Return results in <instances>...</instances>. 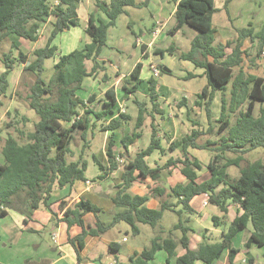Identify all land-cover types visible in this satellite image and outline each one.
Instances as JSON below:
<instances>
[{"label": "trees", "instance_id": "trees-1", "mask_svg": "<svg viewBox=\"0 0 264 264\" xmlns=\"http://www.w3.org/2000/svg\"><path fill=\"white\" fill-rule=\"evenodd\" d=\"M82 1L0 0V46L11 35L37 42L42 26L53 18V29L48 42L45 47L33 52V61L28 60L22 51H19L17 57L4 55L5 71L0 76V94L6 95L9 89V78L15 70V63H25V69L37 76L30 89L28 101L30 109L38 115L39 120L34 124L32 132H21V136L25 135L27 139L25 143H20L13 135H8L5 140L2 148L3 163H0V218L8 214V209L25 214L27 210L48 208V201L55 191L62 190L76 181L87 180L89 162L83 155L74 161L68 158L72 154L71 143L75 139L76 131L82 132L85 150L90 145L89 131L98 127L96 122H101L99 126L103 132L112 134L121 127L124 120L130 119L129 115L120 114L118 118H111L106 124V119L115 115L113 107L118 100L114 90L106 91L107 101L101 111H95L87 105V102H92L93 96L89 101H84L79 97L78 91L82 89L86 77H93L98 73L100 67L97 60L107 46L109 29L127 12L126 8L137 7L136 0H98L99 13L91 14L86 28L91 42L80 50L59 56V49L53 42L63 32L79 26L78 10ZM230 1H226L225 7ZM217 12L215 0H181L175 13L176 24L172 29L175 34L188 26L197 32L191 43V50L182 52L179 58L193 62L205 70L208 86L199 93L195 104L205 109L208 127L203 130L201 123L193 120L192 131L169 146L170 151L181 148V156L170 158L164 164L157 162L154 166H151L147 159L157 151L164 156L166 149L153 121L149 145L137 152L133 158H125L123 153L117 156L113 150L115 140L110 136L106 154L109 172L118 170L119 159H122L123 164L121 182L116 186L117 192L112 197L115 207L122 211L114 215L109 225L100 219L99 214L103 210L84 198L64 212L62 220L69 227L78 225L82 228V233L69 241L76 247L78 261L81 260L79 250L84 249L88 236L104 235L121 222L129 225L134 235L141 233L140 225L156 229L166 211H173L181 217L194 214L191 201L202 194H207L209 203L223 213L221 217L212 218L215 227L224 223L230 205H236L243 211L230 223L228 230L222 232L220 242H209L208 231L205 230L202 232L199 248L193 250L190 248L189 234L195 231L183 222H178L174 225L175 230L180 229L182 232L178 240L170 236H156L150 248L145 249L139 257H131L129 264H152L159 249L167 252L168 261L175 257L177 264H213L221 258L223 252L228 251L229 264H234L240 250L234 247L233 240L249 225L252 230L245 248L248 250L253 245L261 248L264 260V162L258 160L242 168L240 176L236 179H232L229 174V168L232 166L241 167L244 154L264 148V77L248 74L242 68L244 59L250 57L249 51L243 49L245 41L250 42L253 47L259 43L258 57L264 52V24L259 31L251 24L249 28L236 29L237 39L222 44L217 42L218 30L213 25V17ZM228 50L231 53L228 54ZM168 52L173 53L174 49ZM55 58L58 59L54 64L55 76L46 81L43 78L45 61ZM87 61L93 62L91 71L86 67ZM142 67L141 62L135 66L130 75L133 83L128 82L131 86L124 84L122 87L124 94H137L142 83ZM236 67H239L237 72L234 70ZM157 68L162 73L169 71L160 64ZM188 76L189 79L194 77ZM147 84L151 106L149 108L147 103L137 99L139 112L135 129L121 138L124 150H128L142 138L147 115H150L152 120L153 115L165 118V111L161 109L157 77H151ZM218 92L223 96L220 117L216 120L219 122L217 128L212 120L211 106ZM258 103L260 109L259 115L256 116ZM184 105L185 101L182 100L180 106ZM2 106L0 101V108ZM92 115L96 119L93 122L90 120ZM21 120L29 122L28 117L24 115ZM65 124H70V127ZM204 135L211 137L201 143V137ZM189 149L207 150L214 155L208 164L210 177L201 183H198L197 179L203 165L189 154ZM229 154L235 157L230 158ZM95 162L102 174L93 181L104 180L108 171L97 159ZM172 168L180 169L186 179L185 183H178L168 191L155 184L149 186L150 192L145 195L133 194L130 191L137 180L150 179L158 182L162 173ZM154 197L166 199L161 200L158 208H149L148 203ZM170 198L177 199V202L174 203ZM178 207L181 208L176 209ZM88 214H93L97 220L94 227L87 225L84 220ZM189 218L186 223L190 222ZM115 245L118 244L112 243L110 248L113 252H118L119 250L114 249ZM179 246L186 251L181 256L177 253ZM254 263L255 258H252L250 264Z\"/></svg>", "mask_w": 264, "mask_h": 264}, {"label": "crops", "instance_id": "crops-1", "mask_svg": "<svg viewBox=\"0 0 264 264\" xmlns=\"http://www.w3.org/2000/svg\"><path fill=\"white\" fill-rule=\"evenodd\" d=\"M101 1H105V0H101ZM180 1L181 0H136L137 7L126 8L127 12L121 15L118 18L116 25L111 27L108 31L107 46L103 49L100 57L97 60V63L100 67L98 73H96L93 77H86L83 81L82 89L78 91V95L84 101H86L80 95V91L84 90L85 88H88V89L91 88L92 89L91 94H97V99L92 102H87V105L90 108L94 109L95 111H101L104 108L103 107L104 102L107 101V98L105 97L106 91L109 89L114 90V92L116 93L117 100H118L117 104L113 107L115 111V115L107 118L106 124L109 123L111 118H118L120 114L129 115V118H130L129 121L124 120L122 122L121 127L118 130H116L112 134L110 132H104L105 141L103 142V146H102V156L105 159H107L106 154L108 151L109 142H110L111 137H113L115 140V146L113 150L117 156L118 154L123 153L125 158H133L137 152L146 148L150 143V137H151V132H152V128H151L152 121L156 125V129L159 132V137L162 139L163 146L166 149V153L163 156L157 151L154 153L152 157L148 158L147 161L151 166H154L155 163L157 162L161 163L162 158H168V159L173 158L169 156L171 153V151L169 150L170 144L175 141L181 140L183 137L187 135L185 134L184 136L180 138L177 137V133L179 131V124H181L182 126H185L186 124L183 123V121L179 117L177 119H171L167 117L168 110L166 106H168L174 100V98L180 97V100L178 101L180 111L185 110L184 112L190 115L192 112V105L194 103V106H196L195 102L198 100V95L202 91H197L193 94H188V93H185L184 91L182 92V96L181 94L175 95L171 91V89L160 84V82L158 81L159 98L162 101L161 109L165 111V118L163 119L161 115H153V120H152V117L150 115H147L145 122H144V127H143L144 130H142L144 133L142 138L137 140L128 150H124L121 144V138L131 133L132 131H134L136 122H137L138 112H139V109L137 108L138 106L137 98H134L133 95L124 94L122 91V87L124 84L131 86L130 84H128V82H132L130 75L133 69L135 68V66L139 62L143 64L142 71H141L142 83L139 86L137 94L145 97V99L142 101L147 103L148 107L150 108L151 105L148 99L147 82L151 77H155L153 74V70L151 69V66L153 64L156 66L160 64V65L165 66V68L169 70L167 73H162L160 72V70H158L159 76L157 77V80L158 78H161V76L164 74L172 76L173 75L172 70L169 69L167 65H164L161 62L164 59L163 52L171 51L174 49L173 53H170V52L169 53L171 55L173 54L179 57V55L183 52L182 46L183 45L187 46L189 42L192 43L193 39L197 35L196 34L197 32L193 33L192 31H188V32L183 31L186 27L182 28L179 32L175 34L172 33V29L176 24L175 13H176V10L178 8V4ZM216 1L220 2L221 7L218 8L216 5L215 7L218 10V12H222V13H220L221 15L216 25H215V19H216V15L218 12L214 15L213 25L218 30L217 38L220 36V39L217 40V42L219 41V43L225 44L227 41L236 40L238 37L236 29H240L238 28L237 23H236V19L238 18V16L236 17V19H235L234 14L232 16V7H233L232 4L235 0H231L227 4V7H225V3L228 0H215V4H216ZM97 2L98 0H86V1L83 0L82 1L79 7V10H78L79 26L72 27L71 29L80 27L83 23H85L88 26L89 17L91 16V14L99 13ZM143 10L146 11L145 17L149 18L151 27L147 30V34L140 32V34L137 35V33L134 31V25H135V21L143 19V15L139 13V12H142ZM82 20H83V23H81ZM49 22H51L52 24L51 26L53 29V18L51 17L49 21L42 26L41 30ZM87 26L85 27V33H86ZM118 28H121L122 30H124L125 35L118 37V43L115 45L112 42H110V37H111L110 35L112 32H115ZM71 29L69 31L63 32L62 34H65L66 32H70ZM41 30H40L39 40L41 39V36H43V33ZM222 31H224L226 35H221ZM179 35H182V37L183 36L186 37V40L184 41V38H182L181 41H178L179 42L178 44H168L169 37L177 39ZM162 36H165L161 40V42H165L163 48H161L158 45V41L161 39ZM9 38H12V41L16 43V41L20 40L21 37H18L16 35H11ZM89 39L90 40H86L84 46L91 42L90 37ZM37 42H32V43H37ZM84 46H82V48ZM129 47L140 48L141 50V54L139 56L136 53L134 54V57H136V62L131 66L130 69L125 68L122 62V58H123L122 56L125 54V51H127ZM17 48L20 51H22L19 46H17ZM36 49L38 48H32L33 52ZM23 53L26 54L27 52H23ZM229 53H231L230 50H228V54ZM61 55H62V52L59 51V56ZM159 57H161V59H159ZM144 61H146L147 63L145 64ZM185 62L191 63L193 67H189L190 65L189 66L187 65L188 70L186 72L185 71L183 72V76L180 79L186 80V81L194 80V79H202L205 81L204 88L208 86V79L206 77L205 70L203 68L197 67L193 62H190V61H185ZM245 62L248 63L247 59H244V62L242 64V68L244 69L246 73L264 77L260 74L246 71V69H255V68L250 66L249 63L248 65H245ZM257 62H260V61H257ZM86 67L88 71H91L93 67V62L87 61ZM108 68H112V69H108ZM146 68L149 71V73L148 75L144 76L143 73ZM234 70L235 72H237L239 70V67L234 68ZM188 75H193L194 77L189 79ZM95 89H99L100 91H103L102 94L99 95V93L95 91ZM120 94H123L122 98H120ZM191 98L193 100H191ZM182 100L185 101V105L181 107L180 102ZM127 102H131L132 104L136 106L137 109H136L135 114L132 113L131 111L128 112L129 107H127ZM97 103L99 104L98 109L94 108L95 104ZM90 120L91 122H93L96 119L92 115L90 116ZM189 121L192 122L193 124V120L189 119ZM96 124H98L97 129L91 132L93 136L97 134L96 131L103 132L99 126L100 122H96ZM201 125H202V129L204 130L206 126H204L205 121H203V119H202ZM192 129H193V126H192ZM192 129L190 130V132L192 131ZM203 142L204 141H201V143ZM136 143L139 145L136 146ZM176 151L180 152L181 148H179ZM188 152L190 154V149L188 150ZM193 157L197 158L202 163V161L197 156H193ZM95 159L96 157L93 155V162L96 164ZM74 160L75 159H72L70 161H74ZM98 161L103 166H105V170L108 171V174L104 180L97 181V182L93 181V179L97 178L99 175L102 174V171L99 168L100 172L97 173L95 177L92 178L86 175V178H87L86 181H76L73 184L66 185L62 190L55 191L54 195L48 201V208L41 207L37 210H27L25 214H21L20 211L14 210L16 211L14 213L19 214L18 224L15 226L14 231H16V233L18 232L19 234H23V233L28 234V236H26L25 239L22 242H20V243H24L23 246L21 247L19 246L20 243L17 245H14L12 240L7 238V236H4L3 241H5V244L3 245L7 248L12 249L14 253V257H15V254L19 255V261L17 264H63V263H66V264H105L103 262L104 260L102 259V255L97 256L96 253L93 255V252L98 250V245L102 242L107 243L112 253L113 251L111 250L110 245L112 243L118 244L114 246L115 250L117 251L119 250L118 252H114L116 261H113L110 264H128L129 259L131 257H135V256L139 257L141 256V254L143 253L145 249L150 248V245L143 247V248L141 247L126 248L124 245V243L128 242L126 237L123 238L122 242H119V241L117 242L114 240L113 241L105 240L103 237L105 234L101 236H88L85 239L84 249L79 250L81 260L78 261L76 247H73L69 241L70 239H73L77 237L78 235H80L82 233V228L79 227L78 225H73L72 227H69L68 224L62 220L64 217V212L69 208H73L74 204L79 202L82 198L89 200V201H90V198H92L93 201L96 203V205L103 210V212L99 214L100 219L103 223L105 222L102 220V216L109 215L112 221L114 215L122 211V209L116 208L112 201V197L115 196L117 192L116 186H118L121 182L122 169H120L121 167L119 166L118 170L111 173L108 170L109 164L107 161L105 162H102L101 160H98ZM164 163H161V164H164ZM88 169H89V166H88ZM174 169L176 170L172 173L171 177H168L166 186L161 184L162 178L158 182H153L150 179H139L134 183L133 191L135 192V194L145 195L150 192L149 186H155V184H158L161 187L166 188L168 191L171 187L175 186L178 183H185L186 179L181 174L179 168H172L168 171H172ZM202 171L203 169L198 172V179H197L198 183H201L210 177L209 175V177H207L206 179L201 180L199 173ZM164 172L162 173V177H163ZM102 196H105L106 198H108L105 205L102 203V200H101ZM198 198H201V201H199L196 204L195 201ZM163 199H166V197L165 198H159V197L152 198L150 202L148 203L149 208H153V209L158 208L160 206L161 200ZM170 200H172L174 203L177 202V199L175 198H170ZM205 202H208L209 204V197L207 194L196 196L191 201V207L194 209L195 213L201 212L204 207L208 206V205H204ZM180 208L181 207H178L176 209H180ZM7 212L8 214L4 217H1L0 220L6 219L7 217L11 215L9 211ZM242 212L243 211L240 209V207L236 205H230L229 212L227 214V218L225 219L224 223L226 222V220H228V218H229L228 222L231 223L237 216L241 215ZM193 215L195 214L188 215V217L193 216ZM222 215L223 213L220 211V215L214 214L212 218L215 216L221 217ZM203 217L204 219L206 218L209 219V217L211 216L207 213H204ZM84 220L87 225H90L92 227L95 226L96 221H97L93 214L86 215L84 217ZM89 220H91L92 223H90ZM111 221L109 223H111ZM106 225H109V224H106ZM46 229H50L49 231L51 233V238H52V241L54 242L53 245L47 244L44 241L43 237L40 236L42 231H45ZM251 230H252V227H251ZM1 232L2 231L0 229V233ZM213 233L214 231L210 229L209 234H211L212 236ZM249 233H250L249 234V237H250L251 231ZM55 236L56 238L54 239ZM248 239L246 240V242L248 241ZM246 242L244 243V247H245ZM0 244H1V240H0ZM199 246L200 245L198 246H196V244L194 245V241L190 238V248L191 249L197 250ZM253 248H257L261 250V248H258L255 245H253L248 250L245 248L246 249L245 254L250 255V251ZM162 252H165L166 254ZM185 252L186 251L184 250L183 252L178 253V255L181 256ZM121 253L124 254L126 261L119 260V258L116 256ZM160 254L166 258V260L162 264H177L175 257L171 258L170 261H168V254L164 249H159L157 251L152 264H156L157 256ZM223 255H224V252L222 256ZM227 258H228V253H227ZM252 258L253 257L248 256L249 261ZM13 261H14V258H13ZM0 263L10 264L6 260H2V262Z\"/></svg>", "mask_w": 264, "mask_h": 264}, {"label": "rangeland", "instance_id": "rangeland-1", "mask_svg": "<svg viewBox=\"0 0 264 264\" xmlns=\"http://www.w3.org/2000/svg\"><path fill=\"white\" fill-rule=\"evenodd\" d=\"M86 1V0H85ZM218 8L220 6V2L216 1L215 4ZM232 7V16L234 14L236 23L238 28H249L250 24L252 27H254L257 31H259L264 24V0H235L233 2ZM141 15H143L142 20L135 21L134 25V31L137 33V35L140 34V32H143L147 34V30L151 27L150 26V20L149 18L145 17L146 11L143 10L142 12H139ZM220 13L218 12L215 19V25L217 24L218 19L220 18ZM83 23V20L82 22ZM51 22H49L46 26L43 27L41 30L43 33V36H41V39L37 43L29 42L23 38H20V40H17L16 43L12 41V38L7 39L1 46H0V76L2 73H4L5 68L3 65V60L5 59L4 55L9 54L11 56H18L19 49L16 48L17 46L20 47V49L23 52H27L26 55L28 57V60L33 61L35 59L33 55L32 48H42L45 47L50 32L52 29ZM87 25L83 23L80 27H77L75 29H71L70 32H66L65 34L59 35L53 42V45L57 46L59 51L62 52V55L69 54L71 51L79 50L84 46L86 40H90L88 35L85 33V27ZM236 26V25H235ZM223 30V29H222ZM185 32L192 31L193 33H196V31L188 26L183 30ZM197 34V33H196ZM125 35V31L121 28H118L115 32L111 33L110 42L113 44L118 43V37ZM221 35H226L224 31L221 32ZM165 36H162L161 39L158 41V45L163 48L165 42H161V40ZM147 38V37H146ZM182 38H184V41L186 40V37H182V35H179L177 39L169 37L168 44H178V41H181ZM227 38V37H226ZM220 39V36L217 38V40ZM219 42V41H218ZM17 44V45H16ZM167 44V43H166ZM259 43L255 44V47L251 45L250 42L245 41L243 49L249 51L250 57L245 58L247 59V62L250 66L254 67L255 69H246V71L253 72L260 74L264 76V53L258 57L257 53L259 51ZM182 51L187 52L191 49V42L188 43L187 46H182ZM264 50V45H263ZM138 54V56L141 54L140 48H132L129 47L127 51H125V54L122 56V62L123 66L125 68H131V66L136 62V57H134V54ZM164 59L161 61L162 64L167 65L169 69L172 70L173 75H162L161 78H158V81L160 84L168 87L171 89V91L176 94H181L185 91V93L193 94L197 91H202L204 88L205 81L202 79H194V80H182L180 79L183 76V72L187 71V65L189 67H193L191 63L185 62L183 60H180V58L176 55H171L168 51L164 52ZM175 54V53H174ZM256 56V57H255ZM161 59V57H159ZM58 59H48L45 61L44 66V73L43 78L48 81L51 78H54L55 76V69L54 64ZM260 61V62H257ZM262 61V62H261ZM146 64L147 62L144 61ZM248 63L245 62V65H248ZM117 64V63H115ZM244 65V67H245ZM26 64L25 63H15V70L12 72L9 78L10 86L6 93V95L0 94V101H2L3 106L0 108V163L3 162V156H2V148L5 144V140L8 135L15 136L20 143L26 142L25 135L21 136V132H24L25 134L30 133L34 130V124L39 120L38 115L30 109L29 107V101L28 96L30 95V89L34 85L35 81L37 80V76L25 69ZM112 69V68H108ZM149 71L147 68L144 70V76L148 75ZM99 93V95L102 94L103 91H100L99 89H95ZM92 89L85 88L84 90L80 91V95L86 100L90 97H94L92 101H95L97 99V94H91ZM98 95V96H99ZM134 98L139 99L140 101L144 100L145 97L142 95L135 94L133 95ZM223 94L221 92H218L215 100L211 106L212 109V120L213 123L216 124V127H219V122H216V120L219 119L220 113H221V101H222ZM80 97V96H79ZM106 97V96H105ZM123 97V94H120V98ZM179 98H174V100L166 106L168 110L167 117L171 119H177L178 117L185 123V126H182L179 124V131L177 133V137L180 138L184 136L185 134H188L190 130L192 129V122L189 121V119L194 121H199L200 123L205 121L206 128L208 127V121L205 113L204 108H199L194 106V103L192 105V112L188 116L187 113L183 111H180L178 101ZM191 100H193L191 98ZM98 103L95 104L94 108L98 109ZM125 106V105H124ZM127 107H129L128 112L136 113V106L132 104L131 102H127ZM246 108V104L243 107ZM259 109L260 104H257L255 115H259ZM84 114V113H83ZM21 115H25L28 117L29 122H23L21 120ZM101 123V122H100ZM66 127H70V124H65ZM216 128V130H217ZM144 130V128H143ZM205 130V129H204ZM92 130L88 133V140L90 141V145L88 148L83 150L84 146V140L81 138L80 131H76L75 139L71 143V149L72 154L70 155L69 160L75 159L77 160L80 156L83 155V158L89 162V169L86 173L89 177H95L97 173L100 172L99 167L93 162V155L96 157V159L101 160L102 162L107 161L102 156V146L104 140V132H97L95 136L92 135ZM208 137H211L210 135L203 136L201 138V141H206ZM139 143V142H138ZM139 145L136 143V146ZM84 152H83V151ZM190 154L193 156H197L203 163V171L199 173L201 180L206 179L209 177L210 173L208 170V164L213 158V153L208 152L206 150H198V149H190ZM170 157H178L181 156V153L179 151H171ZM228 157L233 158L235 155L229 154ZM244 161L241 164V167L232 166L229 168V174L232 179H236L240 176V170L242 168H245L251 163H254L258 160H261L264 162V148H258L250 153H246L243 155ZM168 158H162L161 163H164L167 161ZM104 160V161H103ZM120 165V169H122V159H119L118 161ZM109 170V167H108ZM176 169L172 171H165L163 174V177L161 179V184L166 186V182L168 177L172 176V173ZM175 182V181H174ZM133 188L130 190L133 194L135 192L133 191ZM95 192V191H94ZM108 198L105 196L101 197L102 203L105 205ZM199 201H201V198H198L195 203L197 204ZM90 202L96 205V203L93 201L92 198H90ZM10 212V216L6 219L0 220V262L2 260H6L10 264H17L19 261V255L15 254L12 251V249L5 247L3 244H5L4 236H7L10 240H12L14 245L19 244L22 242L28 234H19L18 232L14 231L15 226L18 224V218L19 214L14 213L16 211L12 209H8ZM198 213V214H196ZM195 215L189 216L190 222L186 223V219H188V215H184V217H181L180 215L176 214L173 211H166L163 215V219L161 220L159 226L156 229H152L150 226L147 225H140L141 233L139 235H134L131 231V228L129 225H127L124 222L119 223L114 228L109 230L103 237L107 241H119L122 242L123 238L126 237L128 242L124 243L126 248L131 247H146L151 245L152 240L156 236H161L162 238L172 237L173 239L178 240L182 236V232L180 229L175 230L174 225L178 222H183L186 224V226H190L193 228L194 232H190L189 237L194 241V245L196 246L200 245L202 242V232L207 230L209 234V230H213L214 233L211 236V234L208 235V241L209 242H220L222 240V232L228 230L230 226L229 218L226 220L225 223H223L219 227H215L212 216L214 214L220 215V210L218 207H215L212 204H208V206L204 207L201 212H196ZM207 213L211 217L204 219L203 214ZM192 217V218H191ZM102 220L106 224H111V218L109 215L102 216ZM90 223L91 220H89ZM111 221V223H109ZM50 229H46L45 231H42L40 236L43 237L44 241L49 244L53 245L54 242L51 238V233L49 231ZM251 231V225H249V228L244 230L243 232L239 233L234 241L233 245L235 248L239 249L240 252L237 254L234 264H250V261L248 259V256H251L255 258L254 264H263L264 260L262 258L263 250H259L257 248H253L250 251V255L245 254L246 249L244 247V243L249 237V232ZM24 243H20L19 246H23ZM183 248L181 246L178 247L177 253L183 252ZM96 253V255H102L103 262L105 264H110L113 261H116L115 259V253L111 252L107 243L102 242L98 245V250L93 252V255ZM166 254L165 252H162ZM227 253L228 251L224 252V255L216 260L213 264H229V261L227 260ZM92 254V253H91ZM119 260H125L124 254L116 255ZM14 258V261H13ZM166 260L165 257H163L161 254L157 256L156 264H162ZM175 262V261H174ZM4 263V262H3ZM66 264V263H63ZM129 264V263H128ZM197 264H202L201 262H198Z\"/></svg>", "mask_w": 264, "mask_h": 264}, {"label": "built area", "instance_id": "built-area-1", "mask_svg": "<svg viewBox=\"0 0 264 264\" xmlns=\"http://www.w3.org/2000/svg\"><path fill=\"white\" fill-rule=\"evenodd\" d=\"M156 34V33H155ZM264 53V52H263ZM264 55V54H263ZM151 69L153 70V74H154V76L155 77H158L159 76V71H158V68H157V66L156 65H152L151 66ZM204 205H208V202H205L204 203ZM2 209V208H1ZM56 238V236L54 237V239ZM125 241H126V239H125Z\"/></svg>", "mask_w": 264, "mask_h": 264}]
</instances>
